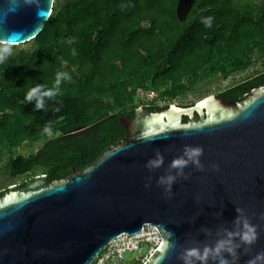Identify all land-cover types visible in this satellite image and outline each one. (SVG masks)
<instances>
[{
    "label": "water",
    "instance_id": "obj_1",
    "mask_svg": "<svg viewBox=\"0 0 264 264\" xmlns=\"http://www.w3.org/2000/svg\"><path fill=\"white\" fill-rule=\"evenodd\" d=\"M54 1L0 0V43L36 37ZM195 1L177 0L179 20ZM195 111L199 121H181ZM120 122L125 136L90 165L59 179L38 174L2 192L0 264H92L112 239L147 223L161 240L143 264H184L187 249L214 247L239 231L238 216L259 231L250 247L235 239L238 264L264 253V85L240 101L206 97L189 108H138ZM186 146L205 150L203 170L171 167ZM158 157L160 167H147ZM168 176L175 177L170 192L160 183Z\"/></svg>",
    "mask_w": 264,
    "mask_h": 264
},
{
    "label": "trees",
    "instance_id": "obj_2",
    "mask_svg": "<svg viewBox=\"0 0 264 264\" xmlns=\"http://www.w3.org/2000/svg\"><path fill=\"white\" fill-rule=\"evenodd\" d=\"M176 5L55 0L31 47L6 44L12 54L0 63V173L53 180L90 165L125 136L119 119L133 114L139 88L173 101L200 82L225 80L253 65L250 76L219 96L240 101L264 85V0H196L184 21ZM207 16L214 17L211 28L201 23ZM59 72L71 80L57 88ZM37 86L58 92L44 97L41 111L34 110L35 99L25 100Z\"/></svg>",
    "mask_w": 264,
    "mask_h": 264
},
{
    "label": "clouds",
    "instance_id": "obj_3",
    "mask_svg": "<svg viewBox=\"0 0 264 264\" xmlns=\"http://www.w3.org/2000/svg\"><path fill=\"white\" fill-rule=\"evenodd\" d=\"M214 17L207 16L201 19V23L206 28H211L213 26ZM75 38H70L69 43H75ZM12 54L9 47L0 49V63H3L8 56ZM72 55H76V50H72ZM62 80H71V77L67 72H59L56 75V85L57 88ZM58 95L57 91L48 90L41 91V87H32L26 94L25 100L31 102L33 99L37 101L35 105V111H41L45 107L44 97H54ZM59 111V109H56ZM45 134H51L52 129L50 126H45L43 129ZM205 156V150L200 147L186 146L184 151V156L175 159L172 162L171 167L177 169L182 174V170L189 166V164H194L198 169L203 170L202 159ZM163 164V158L158 157L149 162L147 167L158 168ZM175 180L174 176H168L166 179L162 178L160 183L167 185L166 191H171V185ZM238 213L242 212V209H237ZM237 225L239 226V231L228 232L227 238L218 240L214 247H205L202 251L197 248L187 249L185 255L182 257L184 264H193V258L199 261L200 264H208L209 259L213 261L218 259L219 264H230L227 256L232 257V261H239L238 249L240 245L235 244V239L240 241V244L246 246H252L259 239V231L256 225L251 224L246 218L238 216ZM227 254V256L225 255ZM248 264H264V253L258 254L255 258L248 261Z\"/></svg>",
    "mask_w": 264,
    "mask_h": 264
},
{
    "label": "built area",
    "instance_id": "obj_4",
    "mask_svg": "<svg viewBox=\"0 0 264 264\" xmlns=\"http://www.w3.org/2000/svg\"><path fill=\"white\" fill-rule=\"evenodd\" d=\"M141 92L146 94L151 93V95L157 94V91H145L139 88V96L142 95H140ZM153 98L154 97L149 98V101ZM160 240V235L156 226L147 223L137 233L128 234L124 232L112 239L98 256L97 264H110L127 261V254L135 251L137 252V254L134 255L135 260H146L153 250L160 244ZM147 252H149L148 255ZM145 253L147 256H143Z\"/></svg>",
    "mask_w": 264,
    "mask_h": 264
},
{
    "label": "rangeland",
    "instance_id": "obj_5",
    "mask_svg": "<svg viewBox=\"0 0 264 264\" xmlns=\"http://www.w3.org/2000/svg\"><path fill=\"white\" fill-rule=\"evenodd\" d=\"M32 42H26V43H22V44H18L15 45V48H29L31 47ZM3 47H6V44L2 45ZM256 68V65L251 66L248 70L244 71V72H239V73H235L232 74L231 76H229L227 79L225 80H214L211 79V82H200L197 84L196 86V90L194 92H189L187 93L184 97H179L176 98L173 101H165L161 98H158L154 103L156 104V106L159 107H165L166 105H176L177 103H190L191 101H196L201 97H215V93L218 91V89H222L228 85H232L235 84L239 81H242L245 77H248L251 75V73L253 72V70ZM142 94V95H141ZM140 99L136 100V104H144V103H148L149 102V98L151 97H157L156 95H151V93H140ZM37 148V147H35ZM28 148H24V150H27ZM33 177H30L29 175H22L18 178L15 179H9L6 178V176H4V174L0 173V191L4 190L5 187H10L13 185H20L22 184L24 181L26 180H30ZM149 252H147L148 255ZM137 252H129L127 254V261L124 262H119V263H110V264H131L132 260L134 259V255H136ZM146 253L143 255L145 256ZM146 255V256H147Z\"/></svg>",
    "mask_w": 264,
    "mask_h": 264
},
{
    "label": "flooded vegetation",
    "instance_id": "obj_6",
    "mask_svg": "<svg viewBox=\"0 0 264 264\" xmlns=\"http://www.w3.org/2000/svg\"><path fill=\"white\" fill-rule=\"evenodd\" d=\"M237 84H238V83H235V84H232V85H228V86H226V87H224V88H222V89H218V91L215 93V97L218 98V99H222V100H230V101H233V100H231V99H227V98L220 97L219 95H220V93L223 92V91H226V90H228V89L234 88ZM185 95H186V94H185ZM185 95H180V96H178L177 98H179V97H184ZM156 96H157V97H154V98H153L152 100H150L147 104L144 103V104H139V105H137L136 108L134 109L133 114L128 115V116H126V117L124 116V118H131V117H133L134 114H135L136 109H138V108L144 109V110H146V111H160V110H163V109H168V108L171 106V104H170V105H168L167 107L157 108V107H156V104H155L154 102H155L158 98H160L158 92H157ZM204 98H206V96H205V97H201V98H199V99L196 100V101H191L190 103H186V104H183V103H180V102H179V103H177V104L175 105V107H176V108H189V107L194 106L197 102L201 101V100L204 99ZM175 99H176V98H175ZM175 99H174V100H175ZM199 119H200V116H199V114H198L196 111L194 112L192 118H191L190 116H188L187 114H183L182 117H181V121H182L183 123H187V122H190V121H199ZM119 120H120V119H119ZM123 127H124V126H123ZM124 128H125V127H124ZM125 131H126V129H125Z\"/></svg>",
    "mask_w": 264,
    "mask_h": 264
}]
</instances>
